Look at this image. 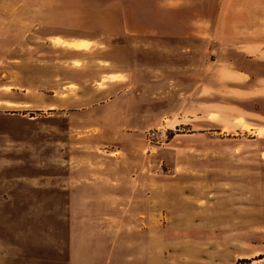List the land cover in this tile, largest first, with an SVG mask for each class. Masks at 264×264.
Masks as SVG:
<instances>
[{
	"label": "rangeland",
	"instance_id": "obj_1",
	"mask_svg": "<svg viewBox=\"0 0 264 264\" xmlns=\"http://www.w3.org/2000/svg\"><path fill=\"white\" fill-rule=\"evenodd\" d=\"M253 45L264 0H0V81L24 55L44 78L40 109L0 106V264H65L71 229L152 238L172 264L264 263L257 103L237 92L232 114L211 88Z\"/></svg>",
	"mask_w": 264,
	"mask_h": 264
},
{
	"label": "crops",
	"instance_id": "obj_2",
	"mask_svg": "<svg viewBox=\"0 0 264 264\" xmlns=\"http://www.w3.org/2000/svg\"><path fill=\"white\" fill-rule=\"evenodd\" d=\"M210 20L213 25V19ZM8 21H10V19ZM8 26L11 28L10 25ZM2 27L5 28L4 25ZM57 36L58 35H54L52 37ZM82 41L85 43L84 40ZM72 42H75V40L69 42L68 44L72 46ZM72 47L80 48L83 46ZM244 47L245 46L241 48L240 45V48H237V50H239V52H243ZM250 49L253 50L254 55L257 56L248 58L243 57L244 62H236L234 59V54L232 55L234 51H232V53H228V55H231V59L229 56H222L221 58H225V60L220 64V66L224 71H226V76H230L233 79H227L226 83H223L221 87L219 84L220 80L218 79V81H216L218 82L216 84L217 88H211H214L212 91L216 93H214L215 95L212 93L216 101V106H220V108L223 110L231 111L232 114H234V101L236 98V93L242 91L244 92L243 94L249 95V99L257 103V110L248 108L249 110H246V113L242 115L243 121L245 120L244 122L246 124H248V121L250 123V125L248 124L250 131L252 130L258 135V131H262V134H264V109H262V105L264 104V58L261 57V54H264V45H260L259 47L257 45H253L250 46ZM219 51V47L214 50V52L218 54ZM242 52L241 54H243ZM74 61H76L75 56L70 55L68 63H72ZM41 62L42 61L40 60L38 62V58L36 56L30 57V59H28V57L24 55V59H22L18 67L9 68V70L5 69L3 71L4 77L0 81V89H8L0 93V106L13 110L24 111L41 108L40 105L42 103L43 93L42 86L44 82L42 72L43 66L41 65ZM50 63L52 64L51 72L52 74L54 72V78L58 80V62H53V58H51ZM218 68L220 67L218 66ZM236 71H238L237 75L242 74L249 79V85L251 87H243L241 89V86L234 83ZM54 78L52 76V80ZM53 84L58 86V82ZM212 86H215V83ZM51 90V102L58 103V90ZM201 90L202 85L199 86V84H196L192 91H194L195 95L197 96L202 94ZM7 104H12L13 107H9ZM214 104L215 103H212V105ZM196 115L198 114L196 113ZM254 115H256L257 118L253 120L251 117ZM213 128H216L222 132V127L218 125L213 126ZM72 230L73 229H71L68 244V254L65 264H172V261L164 252L165 250L167 252L172 250L170 248H164L161 253L156 254L155 241L152 238H136L131 242H127L126 240L114 242L112 240L108 241L105 238H79L75 236ZM165 246H169V244ZM184 264H201V262L186 261Z\"/></svg>",
	"mask_w": 264,
	"mask_h": 264
},
{
	"label": "trees",
	"instance_id": "obj_3",
	"mask_svg": "<svg viewBox=\"0 0 264 264\" xmlns=\"http://www.w3.org/2000/svg\"><path fill=\"white\" fill-rule=\"evenodd\" d=\"M263 258L262 254H259L257 257L253 258V260H260ZM244 264H251L252 260L250 259H243ZM258 264H264V263H258Z\"/></svg>",
	"mask_w": 264,
	"mask_h": 264
},
{
	"label": "built area",
	"instance_id": "obj_4",
	"mask_svg": "<svg viewBox=\"0 0 264 264\" xmlns=\"http://www.w3.org/2000/svg\"><path fill=\"white\" fill-rule=\"evenodd\" d=\"M150 136L153 138V136H155V133L154 132H151L150 133Z\"/></svg>",
	"mask_w": 264,
	"mask_h": 264
}]
</instances>
